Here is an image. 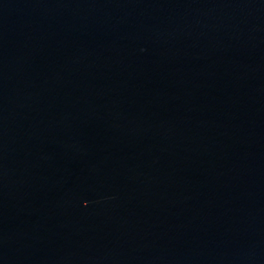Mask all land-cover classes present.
Segmentation results:
<instances>
[{
	"label": "water",
	"instance_id": "obj_1",
	"mask_svg": "<svg viewBox=\"0 0 264 264\" xmlns=\"http://www.w3.org/2000/svg\"><path fill=\"white\" fill-rule=\"evenodd\" d=\"M0 264H264V0H0Z\"/></svg>",
	"mask_w": 264,
	"mask_h": 264
}]
</instances>
